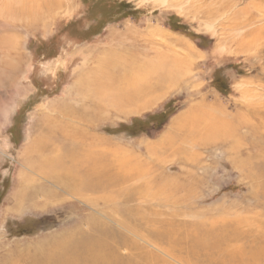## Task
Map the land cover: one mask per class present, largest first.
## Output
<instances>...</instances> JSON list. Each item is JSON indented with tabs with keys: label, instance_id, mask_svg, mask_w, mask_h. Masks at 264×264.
Masks as SVG:
<instances>
[{
	"label": "rangeland",
	"instance_id": "374dc122",
	"mask_svg": "<svg viewBox=\"0 0 264 264\" xmlns=\"http://www.w3.org/2000/svg\"><path fill=\"white\" fill-rule=\"evenodd\" d=\"M230 2L236 5L234 12L241 14L236 13L234 21L228 20L232 15L216 18V13H222L224 5ZM52 3L55 4L56 0ZM63 4L62 9L54 11L52 21L44 19L41 13L32 17L35 26H31L32 21L26 24V16H19L18 21L8 15L0 17V40L3 39L0 41V49L3 50L0 61L3 56L5 60L8 57L7 52L12 48L14 39L18 40V53L23 57L18 70L3 66L4 70L1 68L0 71V262L6 258L7 261L11 259L9 264L18 262L21 249L33 246L40 250L42 245L48 249L57 246L62 237L76 233L90 217L101 219L103 216L102 221L108 220L102 213V205V208H96L88 200L71 197L68 190L42 177L33 178V182H37L35 199L20 206L15 196L24 178L21 175L29 173L24 166H32L35 160L26 157V151L39 135L43 136L46 117H52L54 108L58 110L73 102V85L80 72L93 61L96 50L110 46L114 39L128 34V31L157 32L172 37L169 42L175 39L179 43L176 50H173L174 44L166 46L170 55L178 51L183 57L187 53L186 46L191 47L196 54L190 59L194 66L190 75L170 89L155 106L136 115L114 114L100 119L96 121L94 133L114 147H122L123 151L128 150L133 156H142L149 161L148 147L159 144L181 115L201 103L219 106L235 116V129L246 138L243 145L239 146L235 139H231L227 146L220 149H193L190 144H182L190 152L202 154L204 158L194 171L200 180L199 195L190 199L192 210L188 219H177L196 220L194 215L197 211L218 213L219 216L227 211L236 215L233 212L238 210L241 214L247 210L245 208L251 207L254 208L252 213H246L242 219L259 215L264 227V199L258 194L264 189L257 188L264 184V170L261 169L264 158L255 160L252 168L243 163L250 157L248 154L257 157L258 149L264 147V108L259 109L257 105L260 100L264 104V38L242 50L239 40L247 32L234 28L230 30L235 23L241 24L245 20V9L258 5L264 14V0H168L165 4L162 0H63ZM251 12V16L259 14L255 9ZM38 18L41 21L36 24ZM251 28L254 29V26L245 30ZM7 46H10L9 50ZM187 66L183 65V72ZM251 110L261 112L257 116L251 114ZM234 146L240 150L237 156L241 155L243 164L234 161ZM164 160L168 164L163 166L172 168L168 174L178 177L181 173L178 166L173 165L175 158ZM252 170H260L263 182L248 176ZM26 179L25 184L28 183ZM256 180H260L261 184H257ZM187 183L190 186L192 182ZM48 191H57L56 196ZM154 191L157 192V189ZM260 202L262 206H258ZM155 203L150 202L151 209H142V214L151 218L150 211L155 210ZM142 205L147 206L145 203ZM181 209L186 208H178ZM158 210L168 220L177 211ZM107 211L114 213L111 209ZM127 216L124 215L125 218ZM106 223L112 228L117 226L110 220ZM117 231L127 234L125 230Z\"/></svg>",
	"mask_w": 264,
	"mask_h": 264
},
{
	"label": "bare ground",
	"instance_id": "6f19581e",
	"mask_svg": "<svg viewBox=\"0 0 264 264\" xmlns=\"http://www.w3.org/2000/svg\"><path fill=\"white\" fill-rule=\"evenodd\" d=\"M167 2L162 0L164 4ZM226 4L222 13H216V18L232 15L233 18L228 20L234 21L237 18L235 14L241 13L234 12V3ZM63 5V0H56L55 4L52 0H0V17L8 15L18 21L19 16H26V24L32 21L31 26H35L32 17L41 13L44 19L52 21L54 11L62 9ZM251 9L258 10L257 17L251 16ZM251 9H245L243 14L247 17L241 24L235 23L230 28L247 32L239 40L242 50L264 38L261 6L254 5ZM40 18L36 24L41 21ZM250 26H254V29L245 30ZM224 33L227 34L226 31ZM171 39L157 32L128 31V34L114 39L110 46L98 48L93 61L80 72L73 85V102L58 110L53 107L52 117H46L43 136L39 135L26 151V157L35 160L32 166H24L29 173L20 174L24 178L15 196L20 206L36 198L37 190L34 187L37 182H33V178L38 176L68 190L71 197L88 200L96 208H102V205L103 215L115 222L116 228L110 227L106 223L108 220L102 221L103 216L101 219L96 216L87 218L81 226L78 225L80 227L76 233L59 238L60 242L51 249L44 245L40 250L33 246L21 249L24 256L21 254L18 262L13 264H264L261 216L242 219L246 213L251 214L254 208H245L247 210L241 214L237 210L233 212L236 215L226 211L220 216L218 213L197 211L195 215L193 213L196 220L177 219H188L192 210L190 199L199 195L200 180L194 171L204 158L202 154L190 152L182 144H190L193 149H220L235 139L234 142L237 141L240 146L246 136L239 135L238 129H235V116L219 106L199 104L176 119L159 144L148 145L149 161L142 156H133L128 150L123 151L122 147H114L93 131L96 121L100 119L114 114L136 115L152 108L170 89L190 75L194 66L190 59L196 54L186 46L187 53L183 57L178 51L170 55L166 48L174 44L173 50H176L179 43L175 39L169 42ZM12 44L11 49L7 46L10 51L6 60L3 56L0 61V71L3 66L14 71L20 67L19 62L23 57L18 53V40L14 39ZM183 65H188L185 72ZM260 101L257 104L259 109L264 108ZM260 112L250 111L257 116ZM258 150L257 157L248 154L250 157L243 162L241 155L237 156L240 150L234 146V161L246 162L252 168L255 160L264 158V147ZM171 157L175 158L173 165L178 166L182 174L178 177L168 174L172 168L163 166L168 164L164 159ZM261 169L264 170V167ZM260 170H252L248 176L263 182ZM25 178L27 184L24 183ZM260 180H256V183H260ZM187 182L192 183L188 186ZM257 188L264 189V184ZM48 192L53 195L57 193ZM258 194L264 199V192ZM153 201H156V208L150 211L151 218L144 216L142 209H151L150 202ZM143 203L147 206H143ZM258 206H262V203H258ZM180 207L186 209L178 210ZM107 209L114 210V213H109ZM158 209L177 211L168 220L162 217V211ZM123 214L128 216L125 218ZM117 230H125L127 234L118 233ZM6 259L0 264L11 262V259Z\"/></svg>",
	"mask_w": 264,
	"mask_h": 264
}]
</instances>
